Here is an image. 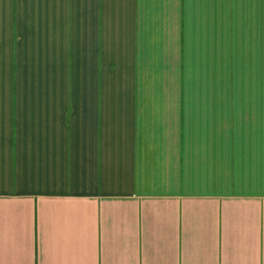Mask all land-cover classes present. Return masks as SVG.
<instances>
[{
  "label": "crops",
  "instance_id": "crops-1",
  "mask_svg": "<svg viewBox=\"0 0 264 264\" xmlns=\"http://www.w3.org/2000/svg\"><path fill=\"white\" fill-rule=\"evenodd\" d=\"M0 264H264V0H0Z\"/></svg>",
  "mask_w": 264,
  "mask_h": 264
}]
</instances>
